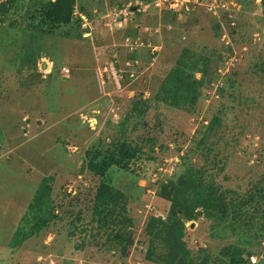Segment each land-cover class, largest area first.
<instances>
[{"label": "rangeland", "instance_id": "obj_1", "mask_svg": "<svg viewBox=\"0 0 264 264\" xmlns=\"http://www.w3.org/2000/svg\"><path fill=\"white\" fill-rule=\"evenodd\" d=\"M157 2L0 0V264H264V0Z\"/></svg>", "mask_w": 264, "mask_h": 264}, {"label": "trees", "instance_id": "obj_2", "mask_svg": "<svg viewBox=\"0 0 264 264\" xmlns=\"http://www.w3.org/2000/svg\"><path fill=\"white\" fill-rule=\"evenodd\" d=\"M193 181L191 179H185L182 178L179 181L178 186L175 188L174 195L172 196V205L170 210V217L172 218V222L174 220V225L179 226V230H177L175 227L171 228L169 231L165 233L166 241L169 242V244L172 243V247L174 248H180L183 250L184 244L180 243V234H183L184 224L183 220L187 221H193L195 219L196 213H195V204L197 202H200V200L203 203H207L206 199H204L203 195H200L199 192H196L193 189ZM44 189L40 190L38 194L36 195V201H43L42 195L43 193L49 194L50 190L48 188V184L44 183ZM187 193L190 195L188 196ZM186 197H189L187 200ZM190 200V201H189ZM185 205V206H184ZM178 214H181L182 218L178 216ZM170 221V222H171ZM171 222V223H172ZM23 231L20 229V231L16 232V235H19V233ZM32 233H29V236ZM26 234H22L21 237L25 236ZM15 237V243H16ZM179 242V243H178ZM185 250V249H184ZM176 256H179L178 254Z\"/></svg>", "mask_w": 264, "mask_h": 264}, {"label": "built area", "instance_id": "obj_3", "mask_svg": "<svg viewBox=\"0 0 264 264\" xmlns=\"http://www.w3.org/2000/svg\"><path fill=\"white\" fill-rule=\"evenodd\" d=\"M165 4L168 6L173 14L177 15L178 19L184 14H189L199 7H205L208 12H213L214 15L217 14L216 9L220 6V0H158L157 6ZM234 25V24H232ZM224 30V28H223ZM224 37L228 34L223 33ZM249 261L251 264L257 262L255 256H250Z\"/></svg>", "mask_w": 264, "mask_h": 264}]
</instances>
